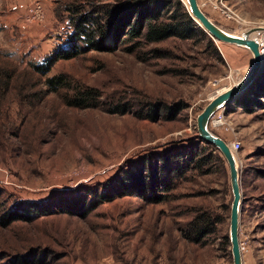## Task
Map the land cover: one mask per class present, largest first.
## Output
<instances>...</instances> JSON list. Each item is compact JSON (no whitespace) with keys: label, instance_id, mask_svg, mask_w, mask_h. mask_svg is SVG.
<instances>
[{"label":"rangeland","instance_id":"1","mask_svg":"<svg viewBox=\"0 0 264 264\" xmlns=\"http://www.w3.org/2000/svg\"><path fill=\"white\" fill-rule=\"evenodd\" d=\"M124 1L0 0V63L14 64L0 100V264H232L226 164L213 145V156L207 154L195 117L214 92L245 72L251 54L207 33L213 44L198 35L133 43L114 33ZM197 1L227 31L264 28V0H221L236 19L215 0ZM78 14L105 22L102 47L79 42L72 55L54 57L46 72H36L32 65L67 48ZM261 60L253 79L207 122L226 142L239 141L233 154L242 264H264V53ZM84 87L98 91L97 105L63 101L65 92ZM150 102L158 106L154 119L140 115ZM122 106L129 111L119 112ZM186 148L205 161L200 168L183 170ZM167 152L166 165L180 169L170 172V188L131 187L102 199L123 191L128 174L148 184L150 164L161 181L165 164L156 158ZM156 195L161 199H147ZM77 196L83 209L49 205ZM31 204L40 210L27 211ZM201 211L218 221L211 232L188 237L187 222ZM6 212L13 214L8 222Z\"/></svg>","mask_w":264,"mask_h":264},{"label":"trees","instance_id":"2","mask_svg":"<svg viewBox=\"0 0 264 264\" xmlns=\"http://www.w3.org/2000/svg\"><path fill=\"white\" fill-rule=\"evenodd\" d=\"M119 4H123V6L117 12L114 33H116V35H126V39H133V43L140 44L141 42L158 41L168 36L188 38L193 35H198L200 37L207 38L213 44L211 38L190 18L185 6L180 0H125L124 3L119 2L117 5L119 6ZM164 11L165 15L162 17L161 14ZM71 22L72 29L68 34L67 48H56L53 53H50L51 55L44 57L43 62L32 65V68H34L36 72L38 71L40 74L46 72L49 69L50 63L54 57H68L72 55V51H76L78 48H80L78 44L79 42L83 43L85 48L96 49L99 46L102 47L103 34L106 28L105 22L99 23L95 20H92L90 16L84 14H78ZM13 70L14 64L10 63L9 61L0 63L1 101L3 99V93L10 87L9 84H12L10 81L12 80L11 77ZM54 77L56 79L53 78V76L48 77L47 83L50 84L54 79L57 83L61 82L62 79L60 74L55 75ZM15 79L16 77H14V80ZM43 92L41 90L42 94ZM64 94L65 97L63 98V101L68 105L86 107L95 106L98 104L99 93L93 87H84L82 89L74 88L72 89L71 93L67 94V92H65ZM146 105H148L146 114L140 115L142 117L147 116L150 119H154L158 108L157 103L150 102ZM128 109L129 107L122 106L119 112L129 111ZM163 111H166L169 114L172 111V107L165 105ZM204 145L210 148L207 151V154L211 158L214 153L212 150L215 148L208 143ZM170 155L171 154L167 152L159 158H156L157 160L161 159L165 164L163 171L164 178L161 181H159V178L156 176V168L154 164H150V168L148 170V184H146L144 181H141L140 179L132 180L128 174L122 181L123 184L121 187L124 188L123 191L120 192L118 188H115L113 193L101 194V196L104 195L102 199L109 200L121 193H131L133 192L131 187L140 191H151L153 188L157 187L161 190L170 188V172L174 171L178 173L180 170L177 168V166L173 168L170 164L166 165V163L170 160ZM180 155L182 159L180 163L183 170L197 169L205 163V161L202 160V157L197 156V153L193 152V150H190V148H186V150H184ZM215 155L219 158L217 153ZM149 160L150 157H148V161ZM161 197L162 196L158 195L148 196L147 199H150V201H156L161 199ZM58 202L59 203H49V205L53 204L55 207L62 206L64 209H68V207L72 206L79 210L83 209L82 206L84 200L77 196L66 200L60 198ZM34 207H36V210L38 211L39 207L35 204H31L30 208H27V211L30 209L35 210ZM39 213L43 214L44 212ZM12 216V213L6 212V221L8 222L12 220ZM215 221L218 220L211 217L207 212H198L187 222V232L189 233L187 234L188 237L192 235L194 238H199L211 232L214 229L213 224Z\"/></svg>","mask_w":264,"mask_h":264},{"label":"water","instance_id":"3","mask_svg":"<svg viewBox=\"0 0 264 264\" xmlns=\"http://www.w3.org/2000/svg\"><path fill=\"white\" fill-rule=\"evenodd\" d=\"M181 1L190 18L212 39L246 47L251 54V59L245 72L232 85L218 92H214L195 117V130L199 139L213 145L220 152L226 164L231 193L228 214V240L231 263L242 264L240 246L237 238L238 211L241 195L235 157L229 143L217 134L211 132L207 127V122L215 110L225 106L227 102L232 100L234 95L244 89L262 65L261 53L258 48V39L255 35H251V33L261 30L263 27H247L242 33L230 32L213 22L200 8L197 0Z\"/></svg>","mask_w":264,"mask_h":264},{"label":"built area","instance_id":"4","mask_svg":"<svg viewBox=\"0 0 264 264\" xmlns=\"http://www.w3.org/2000/svg\"><path fill=\"white\" fill-rule=\"evenodd\" d=\"M213 4H214L215 7H217L218 9L221 10V13L225 14L226 16H230V17H232L234 19L238 18L237 14L235 12H232L230 9H228L221 0H215ZM36 10H38L36 7L33 8L31 10V11H33L32 14L38 15ZM258 44H259L258 45L259 52L261 53V56H262L263 53H264V42H261L260 40H258ZM228 143H229L230 148L232 149V151H235L239 147V141L238 140H231Z\"/></svg>","mask_w":264,"mask_h":264},{"label":"bare ground","instance_id":"5","mask_svg":"<svg viewBox=\"0 0 264 264\" xmlns=\"http://www.w3.org/2000/svg\"><path fill=\"white\" fill-rule=\"evenodd\" d=\"M251 35H255L258 40H260L261 42H264V30L252 32ZM230 79H231V77H230ZM224 88H226V87L223 85L220 87V89L218 91H220Z\"/></svg>","mask_w":264,"mask_h":264}]
</instances>
